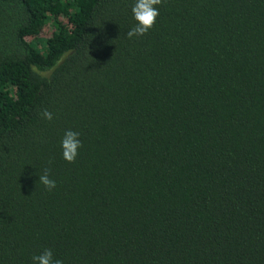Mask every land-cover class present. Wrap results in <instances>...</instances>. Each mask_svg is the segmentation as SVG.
Returning a JSON list of instances; mask_svg holds the SVG:
<instances>
[{
    "label": "trees",
    "instance_id": "obj_1",
    "mask_svg": "<svg viewBox=\"0 0 264 264\" xmlns=\"http://www.w3.org/2000/svg\"><path fill=\"white\" fill-rule=\"evenodd\" d=\"M134 3L0 0V264H264V0Z\"/></svg>",
    "mask_w": 264,
    "mask_h": 264
},
{
    "label": "clouds",
    "instance_id": "obj_2",
    "mask_svg": "<svg viewBox=\"0 0 264 264\" xmlns=\"http://www.w3.org/2000/svg\"><path fill=\"white\" fill-rule=\"evenodd\" d=\"M162 0H135L132 6L133 17L136 21L134 27L127 31V37L144 36L155 25L156 19L159 16V10L156 7L161 5ZM42 118L51 121L53 114L44 109L41 113ZM80 134L73 130H67L61 141L62 156L68 163H74L78 150L83 146L82 141L79 139ZM39 182L43 184L48 191L56 188V181L50 178V169H44L43 173L39 175ZM33 264H63L61 259H54L52 249L45 248L40 254L32 257Z\"/></svg>",
    "mask_w": 264,
    "mask_h": 264
}]
</instances>
